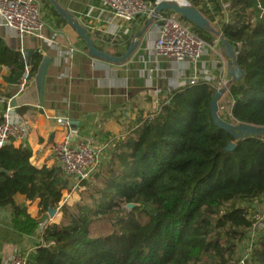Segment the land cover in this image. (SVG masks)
Segmentation results:
<instances>
[{
    "label": "trees",
    "instance_id": "1",
    "mask_svg": "<svg viewBox=\"0 0 264 264\" xmlns=\"http://www.w3.org/2000/svg\"><path fill=\"white\" fill-rule=\"evenodd\" d=\"M42 1L47 16L67 25ZM256 2L264 11L262 0H211L218 15L203 6V0L191 5L213 26L216 17L221 18L219 30L234 46L245 72L242 82L229 87L228 100L234 102L230 116L220 118L264 128V16L256 15ZM223 3H230L228 22L220 14ZM192 28L208 45L217 41ZM130 44L128 40L125 47L108 52L120 57ZM42 61L41 56L31 60L30 76L37 75ZM0 66L11 68L16 81L27 67L22 53L10 50L1 38ZM216 92L204 81L188 84L175 90L156 113L139 120L83 184L85 198L64 205L61 220L47 226L27 264H232L255 222L256 203L264 198V140L234 139L218 129L211 115ZM32 157L23 145L0 149V210L12 208V229L26 237L34 236L42 221L16 205L15 196L41 198L52 209L60 204L65 184L59 179L52 187L59 178L56 169H39ZM128 205L135 207L127 210ZM100 221L114 223L111 234L95 235ZM248 264H264V229Z\"/></svg>",
    "mask_w": 264,
    "mask_h": 264
},
{
    "label": "crops",
    "instance_id": "2",
    "mask_svg": "<svg viewBox=\"0 0 264 264\" xmlns=\"http://www.w3.org/2000/svg\"><path fill=\"white\" fill-rule=\"evenodd\" d=\"M56 1L85 29L87 35L103 49L102 51L109 53V50L127 45L126 41L124 45L113 48L99 39V32L104 28L107 29L111 16L99 15L97 9L100 4L97 0ZM220 2L222 3L223 0ZM262 2L264 3V0ZM202 5L207 6L208 10H213V14H219L211 3L203 2ZM222 13L225 16L223 9L220 14ZM220 19L216 17V25L219 24ZM46 21L47 27L42 39L34 36L20 39L12 30L0 27V38L10 50L20 51L23 56L24 53H29L30 62L39 56L42 59L48 57L50 60L42 94L38 92L36 76H30L28 84L21 90L23 77L16 81L15 78L10 77L11 68L0 66V100H15L17 112L19 108H25L23 115L32 119L33 128L23 146L32 152L33 164L45 171L56 169L55 174H59V178L63 176L66 179L55 158L54 147L69 134L70 130L58 124V119L68 120L71 123L70 129L78 132L74 141L92 140L96 141L97 146L108 144L110 149L112 143L123 140L138 126L139 120L147 117V99L144 96L148 59L147 48L144 50L146 40H141L137 50L126 62L115 65L90 57L88 50L85 51L84 41L68 24H57L56 20L49 16ZM140 21L135 25L130 42L134 38L135 30L140 27ZM212 47L217 48L218 45H209L197 66L204 73L213 60ZM71 48L76 49L77 52L69 58ZM222 57L221 72L226 77V82L230 83L231 79L227 76L228 59L223 52ZM172 64L182 68L186 73L194 74V67L186 69L184 64L172 60L161 61L156 71L168 73ZM29 67L31 69L32 64H29ZM4 109L5 107L0 105V116ZM137 117L139 119L135 121ZM12 144L16 147L21 146L18 142ZM59 178L52 182V187L57 185ZM66 182L67 179L64 181L67 186ZM44 185L46 187V184ZM14 200L16 205L25 207L33 218L38 219L35 213L43 199L36 197L27 199L18 194ZM12 214L13 210L10 206L0 210V262L5 261L9 254L18 248L22 252L27 251L26 254L37 248L36 246L26 250L35 235L26 237L15 233L11 225ZM43 218L41 217L40 220L42 221Z\"/></svg>",
    "mask_w": 264,
    "mask_h": 264
},
{
    "label": "built area",
    "instance_id": "3",
    "mask_svg": "<svg viewBox=\"0 0 264 264\" xmlns=\"http://www.w3.org/2000/svg\"><path fill=\"white\" fill-rule=\"evenodd\" d=\"M100 4L97 9L99 15L111 16L107 23V29L100 31L98 37L111 47L122 46L133 36L134 28L139 20H150L156 6L166 3H177L181 6H192L187 0H156L154 3L145 0H97ZM181 1L184 3L181 4ZM226 22L229 21L230 3H223ZM156 38L151 48H148V60L154 66H159L163 60H172L178 64H184L186 69L194 67L195 75H204L203 79L189 78L185 84L194 85L202 80L211 84L216 91L227 88V82L223 84L215 82L207 77V73L198 69V64L204 56L209 45L194 32L192 25L182 22L179 16L173 12L161 13L153 23ZM0 27L12 30L20 39L27 36L41 38L47 27V21L43 13V5L40 0H0ZM153 28V27H152ZM76 49L71 48L69 58H72ZM151 72V71H149ZM30 68L26 67L21 80V90L28 84ZM222 84V86H220ZM220 86V87H219ZM160 93V92H159ZM229 93V88H228ZM231 105L234 102H229ZM0 105L5 109L0 116V149L18 142L25 145L33 128L32 119L20 114L11 107V101L0 100ZM57 123L69 128V134L65 135L60 143L54 147V154L65 178L70 182L73 191L78 189L84 181H89L102 166V150L108 148V144L98 147L94 141H74L78 132L70 129L68 120L58 119ZM109 154V152L107 153ZM69 197V196H68ZM254 224L248 238V248L244 255L236 256L232 264H248L255 241L259 233L264 229L263 217L257 212ZM50 220L41 222L39 230L44 231L51 223ZM248 236V235H247ZM28 254L15 250L11 256L0 264H27Z\"/></svg>",
    "mask_w": 264,
    "mask_h": 264
},
{
    "label": "rangeland",
    "instance_id": "4",
    "mask_svg": "<svg viewBox=\"0 0 264 264\" xmlns=\"http://www.w3.org/2000/svg\"><path fill=\"white\" fill-rule=\"evenodd\" d=\"M42 5H43V13L45 18L47 19V12L48 9L45 5V3L40 0ZM193 2V0H187ZM203 2L206 4H210L211 0H203ZM257 2H256V15L257 16H264V11L263 10H259L257 7ZM193 7V6H192ZM146 22H144V24L140 25V27L135 30V34H138L142 28L144 27ZM217 30H219L218 25H215ZM153 27V28H152ZM155 25L151 26V28L149 29V35L147 33L146 37L144 38V36L142 37L143 39L141 40H146L145 41V45H144V50L147 48V58H148V48H151L153 41L156 38V34L154 31H152V29L154 30ZM220 31V30H219ZM134 34V35H135ZM214 45H218L217 48H213L212 49L214 51H212L213 54V60L211 65L209 66L208 69H206L205 73H207V77H210L211 79H214L215 82H220V83H224L226 82V77L223 76V73L221 72V67H222V62H223V57H222V51L220 53L221 49V44L220 41L217 39V41L215 42ZM125 54V53H124ZM126 62V61H125ZM150 64V65H149ZM157 66L152 65L149 60L147 59V77L145 76V80H146V88H145V92L146 94L144 95L145 98L147 99V117L150 114H154L156 113L159 108H160V104L162 102H167L170 98V96H172V94L174 93L175 90L180 89L182 87H185L187 84H185L187 78H197V79H203L204 75H195V74H191L189 72H185L183 71L182 68H179L178 66H176L175 64H172L171 67H169V71L167 72H161L159 70L156 71ZM151 71V72H149ZM165 71V70H164ZM228 72V71H227ZM204 81V80H202ZM222 84L220 86H222ZM227 81V88H222L221 90L225 91L224 96L219 100V115L221 116H225L228 117L231 114V108L232 105L229 103L231 102V100H228V88L231 86V84ZM219 86V87H220ZM219 91V90H218ZM160 92V93H159ZM159 102V105H157V103ZM146 117V118H147ZM139 117L136 118L135 121H138ZM236 125H240V124H236ZM95 145L96 141H94ZM114 143H112V147L109 148H105V151L102 150V161L103 164L107 161V157L109 156V154H107L108 152H110V150L113 149L114 147ZM105 144H101L98 147L104 146ZM109 147V146H108ZM107 152V153H106ZM63 183L64 181H66V179H64V177H60L59 178ZM91 180V179H90ZM89 180V181H90ZM68 181V180H67ZM89 181H84L78 189L73 191V187H70V182H66L67 186L65 184H63V187H60L62 190L63 196H62V200L60 202V204L58 206H56L55 208H52V210H54L56 212L55 216L50 219L49 218V213H48V208L46 207V203H44V201L41 203V205H39V207H37V212L35 214H37L38 219L40 220L41 217H48V220H50L49 222L53 223V222H59L61 220V213H62V209L64 205H70L73 204L74 202H77L79 200H81L83 197L85 198L86 194H83L85 187L83 186V184L85 182H89ZM69 196V197H68ZM257 205V211L260 213V215L263 217V223H264V198L257 201L256 203ZM127 210H131L126 208ZM114 223L112 222H108V221H100L98 224H96L94 226V233L97 236H107L109 234L112 233V231L114 230ZM251 233V231H249ZM250 233H248V236L250 235ZM43 240V234H42V230H39L33 239V242L30 244V247H28L29 250L32 247H36L38 245H40L42 243ZM248 238H245V240L240 244V250L239 253L236 255L237 257H239L240 255H244L246 252V249L248 248ZM19 249V248H18ZM17 249V250H18ZM35 249V248H34ZM20 251V249L18 250ZM14 251H12L9 256L6 258V260L11 256V254ZM22 252V251H20ZM24 254L27 253L23 252Z\"/></svg>",
    "mask_w": 264,
    "mask_h": 264
},
{
    "label": "water",
    "instance_id": "5",
    "mask_svg": "<svg viewBox=\"0 0 264 264\" xmlns=\"http://www.w3.org/2000/svg\"><path fill=\"white\" fill-rule=\"evenodd\" d=\"M49 4L56 10V12L59 14V16L71 27L73 28L77 35L84 41L85 46L88 50V54L90 57L95 59H100L105 62L111 63V64H121L127 61L137 50L141 39L145 34L147 33L148 29L153 25V23L157 20L158 16L161 13L164 12H173L179 17H182L186 19L190 24H192L194 27L199 28L200 30L209 33L213 36H215L221 44V49L223 52V55L225 58L228 59V72L227 76L231 79L230 84L232 83H240L242 82L245 72L238 66L237 63V53L232 44H230L225 38L223 37L222 33L217 30L209 21L208 19L196 8L192 6H181L177 3H166L163 2L156 6L154 13L151 16V19L146 21L144 27L142 30L134 35V38L128 47L127 51L124 55L117 57L110 53L104 52L102 50H99L95 43L91 40V38L87 35L85 29L74 19L72 18L66 10H64L56 0H46ZM30 54L24 53V59L26 66H29L30 64ZM49 58L45 57L38 69L37 75H36V84L39 94H42L43 92V84L45 79V74L47 67L49 65ZM229 84V85H230ZM225 91L219 90L216 92L212 102H211V115L214 122V125L228 133L230 136H232L234 139H243V138H253V137H261L264 140V128L262 127H255L250 125H236V124H230L225 122L220 118L219 115V100L224 96ZM11 107L17 108V103L15 100H11ZM234 146L232 144L229 145L228 150H232ZM135 205H128V209H133ZM49 218L52 219L56 212L52 209L48 210ZM48 220V217H44L42 219V222H46Z\"/></svg>",
    "mask_w": 264,
    "mask_h": 264
},
{
    "label": "bare ground",
    "instance_id": "6",
    "mask_svg": "<svg viewBox=\"0 0 264 264\" xmlns=\"http://www.w3.org/2000/svg\"><path fill=\"white\" fill-rule=\"evenodd\" d=\"M181 4L183 5L184 3L181 1Z\"/></svg>",
    "mask_w": 264,
    "mask_h": 264
}]
</instances>
